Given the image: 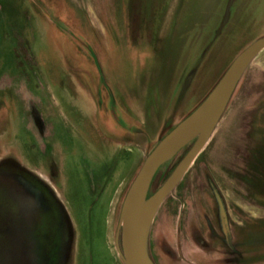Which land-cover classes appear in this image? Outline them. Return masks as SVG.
I'll list each match as a JSON object with an SVG mask.
<instances>
[{
  "label": "rangeland",
  "instance_id": "obj_1",
  "mask_svg": "<svg viewBox=\"0 0 264 264\" xmlns=\"http://www.w3.org/2000/svg\"><path fill=\"white\" fill-rule=\"evenodd\" d=\"M262 37L264 0H0V264L19 237L26 264H124L145 160ZM146 245L154 264H264V51Z\"/></svg>",
  "mask_w": 264,
  "mask_h": 264
},
{
  "label": "water",
  "instance_id": "obj_2",
  "mask_svg": "<svg viewBox=\"0 0 264 264\" xmlns=\"http://www.w3.org/2000/svg\"><path fill=\"white\" fill-rule=\"evenodd\" d=\"M264 51V37L247 47L226 70L203 103L186 120L174 128L145 160L131 188L128 190L121 210L122 249L120 255L124 264H154L147 249V233L159 208L176 190L185 173L202 153L231 103L246 69ZM188 153L168 177L163 187L147 199L155 174L170 158L177 155L190 142ZM21 238L15 240L9 250V264H26L27 257H33L23 247Z\"/></svg>",
  "mask_w": 264,
  "mask_h": 264
},
{
  "label": "flooded vegetation",
  "instance_id": "obj_3",
  "mask_svg": "<svg viewBox=\"0 0 264 264\" xmlns=\"http://www.w3.org/2000/svg\"><path fill=\"white\" fill-rule=\"evenodd\" d=\"M177 188H178V187H177ZM177 188H176V189H177ZM55 201H56V200H55ZM56 203H57V201H56Z\"/></svg>",
  "mask_w": 264,
  "mask_h": 264
}]
</instances>
